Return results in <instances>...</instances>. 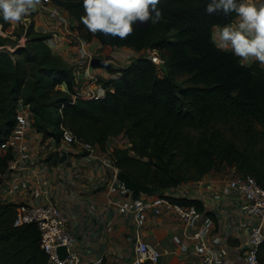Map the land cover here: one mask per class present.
<instances>
[{
    "label": "trees",
    "instance_id": "1",
    "mask_svg": "<svg viewBox=\"0 0 264 264\" xmlns=\"http://www.w3.org/2000/svg\"><path fill=\"white\" fill-rule=\"evenodd\" d=\"M51 1L69 13L72 28L85 40L95 37L107 46L155 51L167 71L140 56L104 83L103 98L73 101L71 94L79 90L74 71L52 53L48 38L37 35L29 47L3 49L0 145L15 125L22 98L34 128L58 143L62 126L103 151L110 138L128 139V147L112 152L116 166L154 190L200 180L220 165L254 176L264 188V70L257 63L241 64L212 40L214 26L232 23L234 14L207 13L209 0H161L159 22L134 25L120 38L87 29L80 19L82 0ZM63 84L70 94L57 89ZM228 127L243 129L242 147L227 136ZM11 159L0 151V182ZM172 202L201 209L195 202ZM17 206L0 203V264H50L38 226H14ZM260 260L264 264L261 253Z\"/></svg>",
    "mask_w": 264,
    "mask_h": 264
},
{
    "label": "crops",
    "instance_id": "2",
    "mask_svg": "<svg viewBox=\"0 0 264 264\" xmlns=\"http://www.w3.org/2000/svg\"><path fill=\"white\" fill-rule=\"evenodd\" d=\"M256 2L260 3L261 0ZM40 8L41 3L20 21L21 24L26 28L31 25L38 36L58 37L60 47L52 53L65 66L73 69L79 90L86 99L88 92L105 91L106 94L108 88L104 83L114 79L118 71L142 56L141 51L131 47L103 45L95 37L85 40L77 29L72 28L74 19L67 11L63 9L66 23H54L38 13ZM3 38L8 42L6 38L14 37L7 34ZM5 46L9 49L16 47L14 44L12 47L8 44ZM81 49L89 56L84 57ZM225 51L231 52L230 49ZM82 59L85 60L84 64L81 63ZM239 61L246 66L257 63L264 70V65L257 61H243L240 58ZM57 89L70 94L65 84ZM28 140L34 158L30 170L10 172L2 178L0 203L35 205L54 202L70 217V229L77 238L76 246L85 263L100 256H104L108 264L131 262L135 257L133 227L126 217L106 209L109 179L99 163L87 152L64 151L67 160L60 164L61 156L55 150V138L44 137L34 127L29 130ZM125 140L128 139L122 136L110 138L106 151L124 147ZM100 151L106 152L101 147ZM232 170V175L212 170L200 180L185 182L167 190L153 189L152 195H146L157 200L163 211L161 215L148 218L144 232L146 241L162 251L157 264H202L197 244L187 238L188 225L173 214L172 200L198 203L204 217L199 225L205 218H210L214 230L226 239L232 255L241 254L249 246V234L240 231L236 223L252 221L253 218L243 197L228 187V178L239 173L235 168Z\"/></svg>",
    "mask_w": 264,
    "mask_h": 264
},
{
    "label": "built area",
    "instance_id": "3",
    "mask_svg": "<svg viewBox=\"0 0 264 264\" xmlns=\"http://www.w3.org/2000/svg\"><path fill=\"white\" fill-rule=\"evenodd\" d=\"M40 3L41 8L38 10L40 15L54 23L67 22L61 7L53 4L51 0H40ZM7 32L8 29L4 28L0 18V36H7ZM46 43L51 51L60 47V40L57 36L49 37ZM3 49L12 50L10 52L15 50V48L13 50L6 46H0V52ZM81 52L84 57L89 56L84 49H81ZM144 53L145 51H141L142 56ZM145 56L159 66L163 63L155 51L147 53ZM84 62L85 60L82 59L81 63L84 64ZM71 95L73 101L86 99L80 90ZM104 96L105 91L88 92L86 95L88 99H98ZM31 115L29 106L25 104L22 98L19 99L16 107L15 125L0 145V151L3 154L12 155L6 174L30 170V165L33 163V153L28 140L29 130L34 127ZM55 142L57 144L55 150L60 156L64 151L87 152L99 163L109 179L106 188L108 201L106 209L126 217L133 227L135 257L129 263L113 264H157L162 251L146 241L144 232L148 218L163 213L159 202L146 195L130 197V194L133 193L129 194L125 185L118 178L121 170L116 166L113 151L101 152L98 145L76 137L69 128L64 126L61 127L60 142L58 143L56 140ZM124 145V147L129 146L127 140H125ZM227 184L230 189L237 191L243 197L253 218L252 221L236 223L238 229L247 232L250 237L249 246L241 254H231L226 239L214 230V223L210 218H205L199 225L204 217L195 204L173 202L171 203L173 214L188 225L187 238L197 244L198 256L202 264H262L260 253L264 245V188L254 176L241 173H235L228 178ZM30 223L36 224L41 232V247L49 255L50 264H87L76 246L77 238L70 229V217L54 202L35 205L19 204L16 208L14 226L20 227ZM196 225L198 227L193 230ZM174 229L177 230L178 227L175 226ZM60 246L67 247L68 256L65 260H61L57 253V248ZM88 264L108 263L104 256H100Z\"/></svg>",
    "mask_w": 264,
    "mask_h": 264
},
{
    "label": "clouds",
    "instance_id": "4",
    "mask_svg": "<svg viewBox=\"0 0 264 264\" xmlns=\"http://www.w3.org/2000/svg\"><path fill=\"white\" fill-rule=\"evenodd\" d=\"M160 2L82 0L84 14L80 19L93 33L125 38L133 31L134 25L160 21ZM39 3L40 0H0V16L9 22H20ZM205 11L209 14L223 13L225 16L234 14L237 18L234 24L214 26L212 40L217 48L230 49L234 56L243 61L254 60L264 65V0L260 3L256 0H209Z\"/></svg>",
    "mask_w": 264,
    "mask_h": 264
},
{
    "label": "rangeland",
    "instance_id": "5",
    "mask_svg": "<svg viewBox=\"0 0 264 264\" xmlns=\"http://www.w3.org/2000/svg\"><path fill=\"white\" fill-rule=\"evenodd\" d=\"M0 18L2 19L3 22V26L5 29H8V36L14 37L13 39L11 38H6V40L8 42H6L5 40H3V36H0V42L3 40L5 41V44H8L10 47H12L11 45H15L17 47H21V46H31L32 43V39H34L35 37H37V33L34 31V29L32 28V26L30 25L29 27L26 28L25 25H22L21 22H9L3 19L2 16H0ZM14 50V48H12ZM12 51V50H10ZM147 53H144V56ZM158 57L160 58V56L158 55ZM16 59V57H15ZM161 59V58H160ZM162 62V60H161ZM184 80L183 77L178 78V82L182 83ZM61 91V90H60ZM57 93V92H56ZM32 116V115H31ZM227 136L229 138H231L232 140H234L238 146L242 147L241 144H243V142H241V140H246L245 135L242 134L243 129L240 127H236L235 128V132L229 131V127L227 128ZM124 142H122L123 144ZM121 144V143H120ZM215 171L219 174H228V175H232L233 171L232 168L227 167L225 165H220L219 167H217L215 169ZM235 174V173H234ZM263 256V257H262ZM261 258L264 259V249H261Z\"/></svg>",
    "mask_w": 264,
    "mask_h": 264
},
{
    "label": "water",
    "instance_id": "6",
    "mask_svg": "<svg viewBox=\"0 0 264 264\" xmlns=\"http://www.w3.org/2000/svg\"><path fill=\"white\" fill-rule=\"evenodd\" d=\"M140 25H145V22L140 24ZM160 68L163 70V71H167V67L164 65V63H161L160 64ZM67 160V153L66 152H63L62 153V156L59 160V163L62 164L64 163L65 161ZM118 178L121 180V182L125 185V187L127 188V190L129 191V194L130 193H140L142 195H152L153 194V188L149 187V186H146V185H143L141 183H138V182H135L131 179V177L124 173V172H120L118 174ZM57 253L59 255V258L61 260H65L68 256V250H67V247L66 246H60L57 248Z\"/></svg>",
    "mask_w": 264,
    "mask_h": 264
}]
</instances>
